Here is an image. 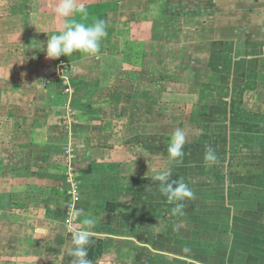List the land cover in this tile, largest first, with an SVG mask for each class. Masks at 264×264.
<instances>
[{
	"label": "crops",
	"instance_id": "crops-1",
	"mask_svg": "<svg viewBox=\"0 0 264 264\" xmlns=\"http://www.w3.org/2000/svg\"><path fill=\"white\" fill-rule=\"evenodd\" d=\"M2 2L0 255L72 261V234L88 216L97 221L91 264H141L151 256L164 264H264V0H205L189 18V0H77L87 17L75 20L102 19L108 35L97 56L57 60L44 52L48 36L63 30L58 0ZM208 19L217 25L213 42L202 30ZM173 21H198L201 29L160 26ZM201 70L220 79L191 77ZM231 83L242 96L255 94L253 109L235 97L231 106L225 93L210 96L221 101L214 114L229 119L214 121V134L195 124L201 133L180 162L169 163L177 111H169L167 93ZM238 126L244 129H232ZM224 129L242 141L214 144ZM209 148L214 164L204 160ZM168 166L172 180L192 182L195 197L182 216L172 215L175 205L153 179Z\"/></svg>",
	"mask_w": 264,
	"mask_h": 264
},
{
	"label": "clouds",
	"instance_id": "clouds-1",
	"mask_svg": "<svg viewBox=\"0 0 264 264\" xmlns=\"http://www.w3.org/2000/svg\"><path fill=\"white\" fill-rule=\"evenodd\" d=\"M55 13L64 19L63 30L59 34L48 36L46 41L45 55L48 59L57 60L61 56L70 57L73 53H81L86 56H97L101 50V42L108 35L107 24L102 19L95 20L91 25L77 22L75 17H87V10L83 3L77 0H58ZM186 134L182 129H175L167 144V160L180 162L185 155ZM214 151L206 150L204 160L206 163L216 162ZM169 168L157 172L153 179L158 182L159 191L166 197L167 202L175 205L172 208L173 216L184 215L185 201L194 199V192L183 180H172ZM81 211L77 210L76 216L80 217ZM97 221L85 216L80 220V229L72 234L71 256L74 257L72 264H91L88 259V246L91 243L93 229Z\"/></svg>",
	"mask_w": 264,
	"mask_h": 264
},
{
	"label": "rangeland",
	"instance_id": "rangeland-1",
	"mask_svg": "<svg viewBox=\"0 0 264 264\" xmlns=\"http://www.w3.org/2000/svg\"><path fill=\"white\" fill-rule=\"evenodd\" d=\"M3 0H0V14L2 13L3 11V7H5V5L3 4L4 2H2ZM188 2V1H187ZM203 3L205 4V0H189V8H185V12L183 14V16L185 18H189L190 15L188 11H190L191 7H193V5H195L197 8L199 7V4ZM191 3V4H190ZM202 4V5H203ZM201 7V5H200ZM10 8V6H9ZM8 12H10V10H7ZM173 12V11H172ZM182 18V17H181ZM215 21L220 19L221 16L218 12L215 13ZM199 21V20H198ZM197 22H186V21H173V22H169L167 23L168 25L166 26V23L162 22L161 23V27L163 29H165L166 27H169V29H173V28H180L183 27V30L185 29H189L191 27V25H196V27L198 28V30H200L201 28L199 27V23ZM218 23V21H216ZM205 24V27L204 28H207L208 29H202V30H205V33L207 34L208 38H209V42H213L215 40H218V37L216 38V36H214L212 34V28L213 26H217L216 24L214 23H209V19L206 20L204 22ZM155 27H159V24L157 23V25ZM195 28V27H194ZM196 29V28H195ZM216 30V28H215ZM216 32V31H215ZM218 32H216V35H217ZM212 37H215L216 39L215 40H211ZM193 40H195V37L192 38ZM183 40L185 41H188L189 39H187V37H183ZM136 45H141L140 43H137ZM188 47V46H186ZM186 47L183 48L182 50V61H183V64L185 65H190V62H188V54L189 52L186 50ZM194 59V58H193ZM181 61V62H182ZM60 75L61 74V71H59ZM194 73H197L199 74L197 76V74H191V77L192 78H198L199 82H203L204 83V80L209 77H214L215 74L217 73H214L212 71H198V72H194ZM64 77V76H62ZM5 77H0V80L3 82V81H6V79H4ZM65 78V77H64ZM215 78V77H214ZM62 80V79H61ZM191 80V79H190ZM32 83H37L35 80L32 81ZM43 85L45 84V82L42 83ZM232 84L231 83V87H221L222 85L220 84V86H215L213 87L211 90L210 89H207V91H204L202 94L200 92V90H202L203 87H183V90L180 92L178 91V93H172V94H169L167 93V98H168V109L169 111H177V112H173L172 115L176 114L177 115V119L175 120V124L173 123L172 125H176L177 128L179 129H182L185 134H186V144H190L191 142L193 143V141H191V139H193L195 137V135L201 133L197 130H194V125L196 123H200V124H205L207 121H210V120H214V121H220V123H222L221 121V117H217L216 114H214L213 111L217 110V108L220 106L221 104V101L219 102V100H214V99H211L210 96H214V97H221L223 96V93H225V95H228V103L231 104V106H233V101L230 102V99L235 97L237 99H239L238 101L239 102H242L240 104H244L246 107H250L251 104L253 103L252 99H254L255 97V94L254 93H248L247 91H245V93H243V96L240 94L242 92H244L243 88L239 89L240 91H238L237 89H235V84H233V87H232ZM32 86H35L34 84ZM45 86V85H44ZM31 90H34L33 88H31ZM197 91V93H195V95L198 96V98L195 96V97H190V93H193ZM172 92V91H171ZM201 94V95H200ZM200 96V97H199ZM206 97V98H205ZM226 100V99H225ZM246 107H244L246 109ZM251 108V107H250ZM253 109V108H251ZM245 114V112H244ZM212 116V117H211ZM224 119H229L228 116H225L223 117ZM9 120V119H8ZM229 123V122H228ZM219 127H223L222 125H218ZM176 128V129H177ZM241 127H235V128H232L234 129L235 131H238L237 129H239ZM244 128H241L240 131H242ZM225 133H219V134H216L215 136H213L214 138V144L218 145V143L220 144H226V142L228 143L229 142V146H231L233 143H236L239 141V139L242 138V134L240 133H234L233 131L229 132L228 129H224ZM205 133H208V132H205ZM8 134V133H7ZM210 134H214V133H210ZM211 136V135H210ZM216 137V138H215ZM7 138V137H6ZM8 140V139H7ZM242 141V139H241ZM245 149H249V145L248 144H241ZM70 151H68L69 153ZM234 166H237V165H234ZM171 166H168V168L171 170V173L173 172L172 171V168H170ZM206 168H209V167H206ZM216 168H219V167H216ZM215 170H218V169H215ZM177 174L179 173V169H177ZM183 175H186L185 172H186V169H183ZM183 182L186 183L188 185V187L190 185H192V182L188 179V180H185L183 179ZM190 188V187H189ZM44 193V192H42ZM110 253V252H108ZM115 256H111L110 258L114 259ZM0 264H72V261H67L66 263L62 262L61 261V258L59 255H51V256H48V257H42V258H14L12 256H10L9 254H5L4 255H0Z\"/></svg>",
	"mask_w": 264,
	"mask_h": 264
},
{
	"label": "trees",
	"instance_id": "trees-1",
	"mask_svg": "<svg viewBox=\"0 0 264 264\" xmlns=\"http://www.w3.org/2000/svg\"><path fill=\"white\" fill-rule=\"evenodd\" d=\"M215 76V78L216 79H220V75L219 74H215L214 75ZM62 82V84H63V80H61V79H58V80H53L52 81V83H54V82ZM65 87H64V91H65ZM212 117V116H211ZM196 124H198L199 125V127H203L204 128V130L206 131V132H208V133H212L213 132V124H214V120L212 119V120H210V121H207L205 124H200V123H196ZM128 249H131V248H129L128 247ZM140 251H143L142 249H140ZM164 260L163 259H159V257H157V256H151V259L150 260H147V261H144V263H143V261H142V263L141 264H164ZM123 264H125V263H123ZM169 264H180V263H178V262H174V261H171V262H169Z\"/></svg>",
	"mask_w": 264,
	"mask_h": 264
},
{
	"label": "built area",
	"instance_id": "built-area-1",
	"mask_svg": "<svg viewBox=\"0 0 264 264\" xmlns=\"http://www.w3.org/2000/svg\"><path fill=\"white\" fill-rule=\"evenodd\" d=\"M60 67H62V66H60ZM72 183H74V185H75V180L74 179L72 180Z\"/></svg>",
	"mask_w": 264,
	"mask_h": 264
}]
</instances>
